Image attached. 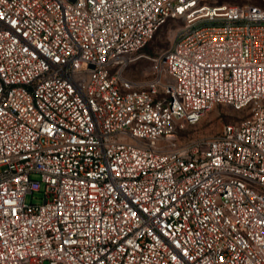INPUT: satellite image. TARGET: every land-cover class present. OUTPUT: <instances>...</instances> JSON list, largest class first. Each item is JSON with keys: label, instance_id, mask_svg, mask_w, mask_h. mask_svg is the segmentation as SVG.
Instances as JSON below:
<instances>
[{"label": "built area", "instance_id": "obj_1", "mask_svg": "<svg viewBox=\"0 0 264 264\" xmlns=\"http://www.w3.org/2000/svg\"><path fill=\"white\" fill-rule=\"evenodd\" d=\"M262 103L259 6L0 0V264H264ZM216 105L251 115L176 142Z\"/></svg>", "mask_w": 264, "mask_h": 264}, {"label": "rangeland", "instance_id": "obj_2", "mask_svg": "<svg viewBox=\"0 0 264 264\" xmlns=\"http://www.w3.org/2000/svg\"><path fill=\"white\" fill-rule=\"evenodd\" d=\"M214 1V0H212ZM215 2L243 5H256L264 9V0H215ZM184 21H169L156 34L153 40L146 45L135 56L137 60L132 62L125 70V76L134 81H140L144 84L150 82L154 77L155 63L153 59L163 53L171 44L175 31L183 25ZM142 56V57H141ZM264 104V103H262ZM251 115L250 109L236 111L227 105H216L203 111L200 119L195 124H185L175 133V140L180 145L190 144L202 139L217 137L224 125L240 121ZM41 194L35 193L27 196V202H40ZM45 264H48L47 262Z\"/></svg>", "mask_w": 264, "mask_h": 264}]
</instances>
